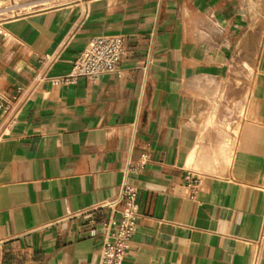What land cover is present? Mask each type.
Wrapping results in <instances>:
<instances>
[{"label": "crops", "instance_id": "1", "mask_svg": "<svg viewBox=\"0 0 264 264\" xmlns=\"http://www.w3.org/2000/svg\"><path fill=\"white\" fill-rule=\"evenodd\" d=\"M0 31V264H98L143 151L124 264H264V0H48ZM114 35L116 72L53 84Z\"/></svg>", "mask_w": 264, "mask_h": 264}, {"label": "built area", "instance_id": "2", "mask_svg": "<svg viewBox=\"0 0 264 264\" xmlns=\"http://www.w3.org/2000/svg\"><path fill=\"white\" fill-rule=\"evenodd\" d=\"M48 0H8L4 9L12 14L31 13L44 7ZM6 37V33L0 31ZM124 37L121 35L100 36L89 41L79 53L70 70L65 75L53 79L55 85H69L84 77L95 83L101 77L116 72L119 61L124 53ZM47 58V57H46ZM9 101L0 97V110L7 109ZM148 154L143 151L138 160H128L124 168V180L117 197L104 207L112 211V215L102 223L104 238L100 250L98 264H124L130 241L139 219L137 188L126 183L129 173H141L148 162ZM194 198L201 176L187 174L185 177Z\"/></svg>", "mask_w": 264, "mask_h": 264}, {"label": "rangeland", "instance_id": "3", "mask_svg": "<svg viewBox=\"0 0 264 264\" xmlns=\"http://www.w3.org/2000/svg\"><path fill=\"white\" fill-rule=\"evenodd\" d=\"M0 6L4 7V6H5V4H3V3H2V4H0ZM9 13H10V12H9ZM10 14H12V13H10Z\"/></svg>", "mask_w": 264, "mask_h": 264}]
</instances>
